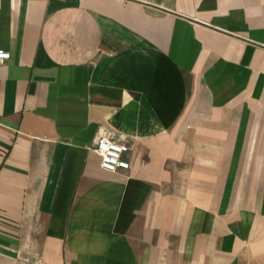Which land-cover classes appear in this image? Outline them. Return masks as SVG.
<instances>
[{
  "label": "crops",
  "instance_id": "obj_1",
  "mask_svg": "<svg viewBox=\"0 0 264 264\" xmlns=\"http://www.w3.org/2000/svg\"><path fill=\"white\" fill-rule=\"evenodd\" d=\"M0 48V264H264V0H0Z\"/></svg>",
  "mask_w": 264,
  "mask_h": 264
},
{
  "label": "built area",
  "instance_id": "obj_2",
  "mask_svg": "<svg viewBox=\"0 0 264 264\" xmlns=\"http://www.w3.org/2000/svg\"><path fill=\"white\" fill-rule=\"evenodd\" d=\"M10 58V51L0 48V63ZM91 149L101 157L100 166L105 170L116 172L130 168V161L125 154L131 149V145L125 140L102 138Z\"/></svg>",
  "mask_w": 264,
  "mask_h": 264
}]
</instances>
